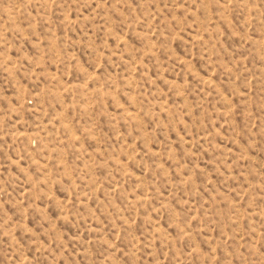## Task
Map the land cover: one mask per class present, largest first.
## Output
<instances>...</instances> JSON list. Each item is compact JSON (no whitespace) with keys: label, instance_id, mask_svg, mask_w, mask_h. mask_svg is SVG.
I'll use <instances>...</instances> for the list:
<instances>
[{"label":"rangeland","instance_id":"rangeland-1","mask_svg":"<svg viewBox=\"0 0 264 264\" xmlns=\"http://www.w3.org/2000/svg\"><path fill=\"white\" fill-rule=\"evenodd\" d=\"M0 264H264V0H0Z\"/></svg>","mask_w":264,"mask_h":264}]
</instances>
